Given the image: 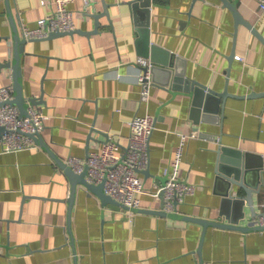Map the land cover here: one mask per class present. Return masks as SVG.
<instances>
[{"label": "crops", "instance_id": "obj_1", "mask_svg": "<svg viewBox=\"0 0 264 264\" xmlns=\"http://www.w3.org/2000/svg\"><path fill=\"white\" fill-rule=\"evenodd\" d=\"M52 1L9 0L18 32L37 27L54 11ZM129 1L96 0L85 10L75 0L69 9L77 31L24 45V96H42L41 104L29 105L47 120L38 148L0 149V264H264V229L207 226L204 231L196 222L168 215L224 221L218 217L222 195L215 182L219 144L254 154L255 162L260 157L264 168V97L247 96L264 92V44L242 25L235 37L233 14L220 0L152 2L150 42L184 59L185 78L229 94L217 124L196 125L185 93L172 95L154 85L149 102H140L141 57ZM237 8L264 37V12L255 1L237 0ZM7 34L12 32L6 1L0 0V36ZM6 48L0 40L2 63L9 60ZM11 72L0 70V87L12 84ZM147 113L159 117L147 170L138 173L142 211L109 208L78 186L69 216L70 185L51 154L66 163L69 156L99 151L109 138L122 151L129 120ZM181 134L189 137L178 176L196 190L176 213L145 212L162 210L160 192ZM252 201L256 213L263 212L264 175ZM243 210L239 223L251 225L257 214L248 204Z\"/></svg>", "mask_w": 264, "mask_h": 264}, {"label": "water", "instance_id": "obj_2", "mask_svg": "<svg viewBox=\"0 0 264 264\" xmlns=\"http://www.w3.org/2000/svg\"><path fill=\"white\" fill-rule=\"evenodd\" d=\"M6 1L7 15L11 26V35L0 36V40L6 41V50L9 54V60L2 63L0 61V70L4 68H11L12 72V85L14 89V96L10 103L16 105L20 114H27V107L29 103L38 106L41 104L42 96L39 98H26L24 96L23 85L21 84V67L20 61L22 54L24 53V45L31 40L25 39L20 32H18L16 18L12 15L9 0ZM154 0H134L129 1L131 11L134 15L135 29L138 32V38L136 40V46L138 48V55L141 58H147L149 60V67H145L144 71L149 68L151 81L154 85L165 87L169 93L176 95V93H185L191 98V105L189 110L190 118L193 123L198 125L200 122L218 123L220 115L218 114L224 107L226 98L229 97L227 91L213 92L207 89L204 85L194 80L185 78L184 76V59L180 56H176L168 49L161 48L156 44L150 42V7ZM196 0H193L195 2ZM223 7L228 8L234 17V36H237L238 25L246 27L252 32L260 41L264 44V37L259 31L248 22L239 9L237 8V0H220ZM106 15H108V12ZM95 16V15H94ZM96 17V16H95ZM74 31H77L74 29ZM73 32L64 33L56 32L50 34L46 39L56 38V36L72 34ZM228 60H233V53L228 56ZM262 96L264 92L254 93L247 95ZM28 102V105H27ZM159 116L155 119L157 120ZM4 131V128L0 126V135ZM37 142H40L39 134L33 136ZM92 136H89L91 139ZM93 139V138H92ZM90 141V140H89ZM51 154V152H49ZM216 185L220 188V194L222 195L221 208L218 217H222L224 221H216L209 219H199L189 216L168 214L170 216H178L183 220L193 221L200 224L204 231L207 226L222 227L240 231H252L256 229H264L260 227H251V225H242L240 220L244 218V206L248 204L252 215L257 214L254 209L252 196L255 192H258L263 185L264 168L262 166L261 158L259 162H255L256 155H252L247 152H242L239 149L228 148L221 146L220 144L216 148ZM59 168L63 169L67 176L70 185V195L67 198L69 207V216L71 214L72 205L74 203L76 194L78 192V186L87 190L89 193L97 195L102 204L112 209L124 208L118 204L117 201L112 200L108 196L103 188V182L96 185L88 183L86 180V170L75 173L72 171L64 161L57 159L53 154ZM233 191H237L233 193ZM162 210L161 211H146L159 215H167L163 211V192H160ZM135 211H142L141 209H134Z\"/></svg>", "mask_w": 264, "mask_h": 264}, {"label": "built area", "instance_id": "obj_3", "mask_svg": "<svg viewBox=\"0 0 264 264\" xmlns=\"http://www.w3.org/2000/svg\"><path fill=\"white\" fill-rule=\"evenodd\" d=\"M75 0H54V11L37 22V27H21V34L27 40L47 38L56 32L69 33L74 31V13L69 5ZM85 10L96 0H81ZM134 1V0H132ZM257 7L264 12V0H254ZM84 10V11H85ZM139 73L136 81L140 86V102L147 104L151 88V81L147 58H139ZM14 96L13 85L0 87V126L4 131L0 135L1 153L23 151L38 148L39 144L33 137L43 130L47 116L37 108L29 105L27 114L21 115L16 105L10 103ZM156 119L150 113L135 115L129 120V139L122 151L114 138L108 139L99 151L89 152L86 157L69 156L66 164L75 173L86 170V180L91 184L103 182L105 193L112 200L118 202L126 210L139 209L140 195L144 192L139 172L147 170L149 163V140L155 128ZM192 136V135H191ZM189 135L181 134L176 153L168 166L166 182L162 187L163 211L176 213L178 206L183 204L186 196L196 190V186L179 178V165L183 159L184 147ZM218 141V140H217ZM264 208V204H263ZM253 226L264 227V209L254 218Z\"/></svg>", "mask_w": 264, "mask_h": 264}]
</instances>
